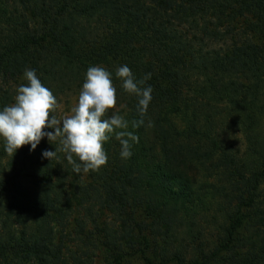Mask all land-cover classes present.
I'll return each instance as SVG.
<instances>
[{"label":"trees","instance_id":"trees-1","mask_svg":"<svg viewBox=\"0 0 264 264\" xmlns=\"http://www.w3.org/2000/svg\"><path fill=\"white\" fill-rule=\"evenodd\" d=\"M34 3V28L21 16L5 19L11 37L0 38L3 75L18 79L26 69H35L59 102L68 93L79 95L90 66H102L113 74L117 88V105L108 115L119 111L138 138L132 144L133 155L122 159L113 134L103 145L107 164L88 173L120 225L100 229L93 220L94 232L85 234L84 225L78 224L77 235L85 236L84 244L103 247L107 264H187L180 251L167 252L171 221L200 199L208 185L202 179L217 172L237 193V212L216 251L207 252L190 236L194 249L190 264H264V141L258 131L264 115V44L242 43L224 53L204 48L207 39L231 34L210 29L208 15L217 29L244 19L247 31L263 40L264 0ZM186 25L202 36L200 42L184 31ZM125 64L137 79L151 74L146 85L153 89L152 100L144 117L136 110L137 98L124 92L115 77L117 67ZM231 73L242 77L227 80ZM1 101L0 109L10 105V97ZM222 105L237 112L234 122L255 166L246 167L221 139L225 124L220 117L232 112ZM140 119L144 123L132 128L131 121ZM50 143L43 138L34 151L24 145L14 156L2 144L0 264H92L91 254L81 256L82 247L66 256L51 250V240L42 234L47 223L61 225L70 211L67 201L51 194L59 187L61 172L55 169L58 152L51 160L41 156L44 150L54 151L56 142ZM205 171L209 174L201 176ZM26 182L45 188V194L27 191ZM246 224H251L250 232L243 236Z\"/></svg>","mask_w":264,"mask_h":264},{"label":"rangeland","instance_id":"rangeland-1","mask_svg":"<svg viewBox=\"0 0 264 264\" xmlns=\"http://www.w3.org/2000/svg\"><path fill=\"white\" fill-rule=\"evenodd\" d=\"M34 1L36 0H0V14L4 17L2 22H0L1 41H5L6 38L11 37L8 25L5 23L6 18L21 16L34 28L37 22L33 13ZM47 1L49 3L51 0ZM52 1L54 2L55 0ZM196 18L199 24H201L202 21L199 16ZM207 18L206 22L210 29L215 30L219 35L225 32L231 34L224 39L223 37L217 39L211 37L207 39L204 47L205 52L221 51L224 53L231 48L233 49L234 46H241L242 43L248 42L264 44V39L262 40L259 34L253 33L252 35L251 32L247 31L248 24H246L247 22L244 19L237 20L229 25L225 24L222 28L217 29V27L212 24L214 18H212L211 15H208ZM182 27L184 31L189 34L190 38H195V42L201 41L202 36L195 35V30L191 29L189 25ZM245 30L247 31L246 33ZM194 35L197 37H194ZM196 38L198 39L196 40ZM233 40H236L237 43L234 44ZM196 46L199 47L201 44H197ZM228 75L232 76L228 77ZM228 75L226 76L227 80H229V78H231L230 80H239L242 77V75H234L232 73ZM24 80V76L18 79L5 77L0 67V105L3 96L10 97V105L14 103L16 89L24 83ZM78 96L79 95H70L69 93L68 95L61 96L58 102L59 107L54 115L60 118L62 115L69 113L71 108L77 103ZM222 107L231 110L229 105H222ZM236 114V111H232L229 114L223 112L220 118L222 120L221 123L223 122L225 126H223L224 129L221 131V139L234 149L246 167L255 166L253 160L247 157L246 154V138L234 122ZM258 123L260 139L264 141V115ZM2 144L3 139L0 138V149L2 148ZM59 148V142L56 141L54 144V151L57 149L59 155L56 160L55 169L57 172L60 170L61 174H59V176L61 181L58 182L59 187L56 193L51 191V194L52 196H54V194L55 196L58 195L57 197L62 198L65 202L67 201L66 203L69 204L70 211L67 215L68 217L61 221V225L60 223H47L42 234H45V236L51 240L53 244V246L51 245V250L53 251H58L68 256L72 250H77L82 247L81 256H85V252L91 254L93 259L92 264H107L105 261V249L100 246L97 247L95 242L94 244H88L89 242L87 241V244H84L86 241H84L85 236L81 237L77 235L79 232L77 225L83 224L85 234H91L92 231L94 232V226L92 225L93 220L97 221L100 229H103L111 223V229L114 230L118 229L120 225L119 219L114 215L111 209L108 208L105 201V194L101 191L99 186L90 180L88 173H74L72 165L69 164L65 158V153L59 151ZM5 163L9 162L6 161ZM205 174H209L208 171L202 173L201 176ZM217 174L216 172L202 179L208 182V185H206V189L202 192L200 199L185 213L178 214V216H175L171 221L170 240L167 241L169 250L167 252L174 250L180 251L187 264H190L194 258L193 239L190 236L194 235L198 240L197 244H200L207 252L212 253L216 251L224 242L227 229L237 212V193L232 191L226 178H222L220 174L218 177ZM23 185L24 188H28L27 191L29 190L32 194L39 191L44 195L46 192L45 188L37 189L31 182H26ZM261 192H264V185L261 187ZM9 224H13V227L17 229L15 222L10 221ZM250 227L251 224L245 225L242 231L243 236L249 234ZM157 233L163 235L161 232ZM95 234L98 235L99 231L95 230ZM161 238L162 236H160V239ZM161 244H164L163 239H161ZM134 264H136V262H134Z\"/></svg>","mask_w":264,"mask_h":264},{"label":"clouds","instance_id":"clouds-1","mask_svg":"<svg viewBox=\"0 0 264 264\" xmlns=\"http://www.w3.org/2000/svg\"><path fill=\"white\" fill-rule=\"evenodd\" d=\"M150 76L149 73L137 79L126 64L115 71L123 91L137 98L136 110L140 117L146 115L152 100L153 89L146 85ZM24 78L27 83L16 89L14 103L0 109V138L6 153L14 156L24 145H30L29 150L34 151L47 138L49 143L59 142V151L65 153L74 173L95 172L107 164L103 145L115 134L121 145L120 157L128 159L133 155L132 144L138 138L128 130L130 122L119 111L108 115V110L117 105V88L113 74L107 69L102 66L87 69L77 103L60 118L53 114L59 107L57 98L42 84L35 69H26ZM143 123V119L134 120L131 127L137 128ZM56 155L57 149L41 153L48 160Z\"/></svg>","mask_w":264,"mask_h":264}]
</instances>
